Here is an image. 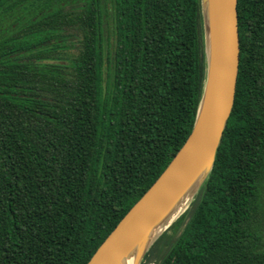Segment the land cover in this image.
Masks as SVG:
<instances>
[{
  "label": "trees",
  "instance_id": "1",
  "mask_svg": "<svg viewBox=\"0 0 264 264\" xmlns=\"http://www.w3.org/2000/svg\"><path fill=\"white\" fill-rule=\"evenodd\" d=\"M236 10L213 167L143 263L264 264V0ZM204 60L200 0H0V264H86L189 135Z\"/></svg>",
  "mask_w": 264,
  "mask_h": 264
},
{
  "label": "water",
  "instance_id": "2",
  "mask_svg": "<svg viewBox=\"0 0 264 264\" xmlns=\"http://www.w3.org/2000/svg\"><path fill=\"white\" fill-rule=\"evenodd\" d=\"M236 5L237 0H200L205 69L192 129L86 264H123L128 258L141 264L208 177L235 99L240 51Z\"/></svg>",
  "mask_w": 264,
  "mask_h": 264
},
{
  "label": "rangeland",
  "instance_id": "3",
  "mask_svg": "<svg viewBox=\"0 0 264 264\" xmlns=\"http://www.w3.org/2000/svg\"><path fill=\"white\" fill-rule=\"evenodd\" d=\"M190 205V204H189ZM189 205L187 206V208L189 207ZM169 233H171V231H169ZM158 258H160V256H157L156 258H154V259H152V261L150 260V261H144V263H143V261L141 262V264H156L157 263V261H158Z\"/></svg>",
  "mask_w": 264,
  "mask_h": 264
},
{
  "label": "bare ground",
  "instance_id": "4",
  "mask_svg": "<svg viewBox=\"0 0 264 264\" xmlns=\"http://www.w3.org/2000/svg\"><path fill=\"white\" fill-rule=\"evenodd\" d=\"M203 188V187H202ZM203 190V189H202ZM191 206V205H190ZM191 210V209H190ZM186 212V211H185ZM182 216V215H181ZM181 219V218H180ZM183 221V220H182ZM182 223V222H181ZM180 223V224H181ZM185 223V222H184ZM173 225V224H172ZM159 232V231H158ZM158 232H156V234L158 233ZM170 239V238H169ZM168 240H166V242H167ZM158 242V241H157ZM164 242V241H163ZM158 244V243H157ZM156 245V244H155ZM157 248V247H156ZM164 248V247H163ZM150 252H151V249H150ZM154 254V253H153ZM159 260V259H158ZM151 261H152V259H151ZM123 264H132V259L131 258H128V259H126V261L123 263Z\"/></svg>",
  "mask_w": 264,
  "mask_h": 264
}]
</instances>
